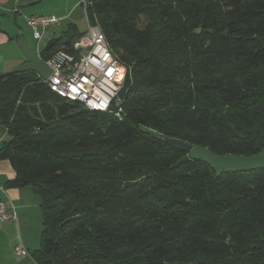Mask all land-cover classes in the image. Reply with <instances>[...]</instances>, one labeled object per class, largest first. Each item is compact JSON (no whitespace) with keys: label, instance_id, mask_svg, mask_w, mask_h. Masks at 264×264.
I'll return each instance as SVG.
<instances>
[{"label":"trees","instance_id":"1","mask_svg":"<svg viewBox=\"0 0 264 264\" xmlns=\"http://www.w3.org/2000/svg\"><path fill=\"white\" fill-rule=\"evenodd\" d=\"M127 68L111 112L0 74V146L42 199L38 264H264V168L216 171L160 136L217 154L264 150V0H81ZM200 29V32L197 30ZM68 22L40 50L80 56Z\"/></svg>","mask_w":264,"mask_h":264},{"label":"crops","instance_id":"2","mask_svg":"<svg viewBox=\"0 0 264 264\" xmlns=\"http://www.w3.org/2000/svg\"><path fill=\"white\" fill-rule=\"evenodd\" d=\"M49 1L0 0V74L28 61L19 46L21 36L31 44V33L28 32L25 17L35 14L57 16L52 11H35L38 6ZM67 3L68 8L60 14V19L78 23L84 14L80 2L67 0ZM8 139V128L0 124V146ZM15 176L16 170L11 162L0 159V199L8 203L9 212H12L14 206L17 213V221L5 220L0 224V264H38L34 252L41 244L44 220L42 199L30 185H9L8 182ZM20 243L28 251L27 254L16 253V246Z\"/></svg>","mask_w":264,"mask_h":264},{"label":"built area","instance_id":"3","mask_svg":"<svg viewBox=\"0 0 264 264\" xmlns=\"http://www.w3.org/2000/svg\"><path fill=\"white\" fill-rule=\"evenodd\" d=\"M25 20L33 29L38 43L52 24L61 21L52 14L29 15ZM75 48L81 49L80 56L60 50L45 60L51 68V74L44 79L45 82L58 95L79 102L87 110L111 112L120 116L115 106L121 100L127 68L110 48L100 26L89 24ZM5 220L17 221V213L14 206L9 212L8 203L0 199V224ZM15 250L18 254L28 253L21 243Z\"/></svg>","mask_w":264,"mask_h":264},{"label":"water","instance_id":"4","mask_svg":"<svg viewBox=\"0 0 264 264\" xmlns=\"http://www.w3.org/2000/svg\"><path fill=\"white\" fill-rule=\"evenodd\" d=\"M197 31L200 32V29ZM19 46L27 56L28 61L7 72L33 71L38 73L44 79L48 78L51 74L50 66L22 36L19 39ZM79 111H87V108L82 107ZM159 138L185 153L179 163L188 162L189 160H202L212 167L216 171L217 175L227 172H249L264 168V150L253 155H220L213 152L208 147L194 145L176 137L160 136Z\"/></svg>","mask_w":264,"mask_h":264},{"label":"rangeland","instance_id":"5","mask_svg":"<svg viewBox=\"0 0 264 264\" xmlns=\"http://www.w3.org/2000/svg\"><path fill=\"white\" fill-rule=\"evenodd\" d=\"M78 3L81 1V0H76ZM56 2V4H55ZM55 4V5H54ZM68 8V3H67V0H58V1H55V0H50L49 2H47L46 4H41L40 6H38L35 11H38V12H41V11H45V12H49V11H52V12H55L57 13V17L60 18V14L64 13ZM83 8V7H82ZM83 17L82 19L77 23L78 24V27L79 29L82 31V32H86L88 30V26H89V23H88V19L85 15V12H84V8H83ZM69 20L65 19V20H61L60 23H57V24H52L44 33L43 37L41 38V40L38 41L35 39L34 35H33V29L27 24V26L29 27V31L31 33V44L30 46L37 52L40 51V49H42L45 44L48 42V40L50 38H53V37H57L61 34V32L66 28L67 24H68ZM39 46H38V44Z\"/></svg>","mask_w":264,"mask_h":264}]
</instances>
